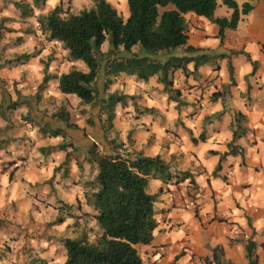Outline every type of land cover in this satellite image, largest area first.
I'll list each match as a JSON object with an SVG mask.
<instances>
[{"label": "crops", "instance_id": "0c3cea01", "mask_svg": "<svg viewBox=\"0 0 264 264\" xmlns=\"http://www.w3.org/2000/svg\"><path fill=\"white\" fill-rule=\"evenodd\" d=\"M5 6L0 7L3 21L9 20ZM256 9L262 13L246 24V37L238 38L225 31L226 37H234L244 46L243 51H238L232 58L224 49L226 43L215 52L220 43L217 25L193 13L184 15L187 45L199 48L198 54L204 53L210 58L196 70L193 62L189 63L186 74L180 70L174 72V80L180 81L179 87L174 86L180 92L175 100L168 99L156 76L147 82H139L133 76L120 75L125 80L132 78L138 84L131 91L122 92L135 95L139 106L153 111L140 114L130 102L131 109L127 112L131 110L135 115L130 118L128 113L123 117L117 106L115 136L117 132L118 140L125 143L127 133H130V143L126 142L125 148L132 155H159L173 175H188L178 183L175 178L166 183L156 178L149 180L147 191L157 194L154 204L157 226L152 241L137 246L142 264H209L206 259L211 258L215 246L222 247L224 260L232 264H249L245 245L252 231L257 264H264V0H254L253 9L240 21L249 20ZM230 12L226 10L222 16L228 17ZM215 16L222 17L216 13ZM48 44L43 45L31 61L32 70L28 64L19 65V68L12 65L13 72L4 71L5 66L0 68V86L5 81L3 88L0 87V150H4L6 144L18 154L29 149L24 147L21 138H27L28 131L35 132L28 120L41 123L45 113L36 104L42 84L46 87L53 84L57 93L62 94L57 80L48 81L49 84L42 82L44 72L59 75L73 68V63L78 61L66 60V51L60 43L53 42L64 56V60H57ZM183 54V49L177 53ZM245 54L251 61H256L255 70ZM215 55L221 56L218 67L213 66ZM59 62L62 63L58 65ZM228 63L232 66L233 82ZM56 66L62 71L57 72ZM78 68L87 70L82 64ZM11 80L13 82H9ZM42 93L44 101L50 99L48 88ZM12 102L18 103L14 109L9 107ZM95 115H98V107ZM121 120L127 124L123 131L118 128ZM64 130L71 134L72 130ZM80 133L77 139L86 147L92 142H100L103 135L96 124L92 129L83 126ZM229 143L234 152H229ZM12 171L13 167L6 173L0 170V199L7 205L13 202L6 200ZM34 172L17 166L16 178L23 176L25 181L22 189L38 180ZM24 192L25 196L20 199L23 203H18L19 215H22L24 205L29 208L31 203L27 191ZM46 258L53 259V256Z\"/></svg>", "mask_w": 264, "mask_h": 264}, {"label": "trees", "instance_id": "16d2710c", "mask_svg": "<svg viewBox=\"0 0 264 264\" xmlns=\"http://www.w3.org/2000/svg\"><path fill=\"white\" fill-rule=\"evenodd\" d=\"M45 1L31 0L28 3L17 0L11 4L23 18H27L32 16L34 8ZM92 1L91 8L78 13L62 15L60 6H55L46 15L38 16L47 41L60 43L66 51V60H81L87 68L86 71L70 68L59 75H50L45 71L42 82L57 80L60 93L75 95L83 104L98 107L97 120L103 139L109 145L107 152H100L95 142L84 146V160L95 170L93 178L87 182L84 198L92 210L87 214L94 220L96 230L91 231L92 237L84 234L64 238L62 264H142L137 246L149 244L157 226L154 208L157 194L147 191L149 180L156 178L166 183L175 178L178 183L188 175H173L159 155H132L125 148L126 142L130 143V133H127L125 143L107 137L114 128L115 108L118 105L124 108L131 102L140 114L153 111L152 108L139 106L135 102V95H127L117 89L110 91L109 87L121 74L133 76L139 82H147L156 76L168 99L175 100L180 92L174 88V72L180 70L186 74L189 63L193 62L196 70L210 58L207 54H198L199 48L187 45L184 15L193 13L217 25V37L221 42L225 31L235 30L242 15H247L253 9V4L250 0L243 1L241 5L235 0H221V4L231 12L228 17H219L215 16L218 0H127L128 16L123 19L108 0ZM105 41L109 49L102 51ZM178 48L183 49V55L174 54ZM245 55L251 61L249 55ZM29 57L30 54L22 53L14 61L8 62L12 65L24 64ZM251 64L255 70L256 61H251ZM101 68L105 79L98 87ZM228 70L233 82L230 63ZM17 104L12 102L9 107L14 109ZM51 117L63 122L65 128L58 126L47 129L50 136L65 138L68 134L64 129L77 130V125L70 121L69 112L64 108L53 112ZM86 122L90 124L91 119L87 118ZM39 130L45 133L46 127L40 125ZM229 147V152H234L232 143H229ZM63 222L64 217L58 212L53 223ZM253 236L254 231L245 245L249 264H257ZM206 262L232 264L224 260L220 246L212 248V256Z\"/></svg>", "mask_w": 264, "mask_h": 264}, {"label": "rangeland", "instance_id": "374dc122", "mask_svg": "<svg viewBox=\"0 0 264 264\" xmlns=\"http://www.w3.org/2000/svg\"><path fill=\"white\" fill-rule=\"evenodd\" d=\"M12 1L17 0H0V7L3 6L4 8L6 5L7 15H9L7 16L9 20L3 21L0 18V68L5 66L4 71L6 72L14 71L12 63L8 61H14L22 53L30 54L29 60L24 64H28L31 69V61L37 55L38 50L43 45L48 44L45 43L49 41H47L38 23L39 15H46L55 6H60L62 15L78 13L93 6L92 0H46L40 7L33 9L32 16L23 18L18 9L11 4ZM21 1L31 3V0ZM108 1L123 19L128 16L127 0ZM235 1L241 5L244 0ZM250 2L253 4L254 0H250ZM218 3L220 5L217 6L215 13L222 16L229 9L221 4V0H218ZM10 4L13 8L9 7ZM257 9L252 12L250 19L248 18L249 20L240 21L235 30H227L226 33L229 35L233 34L238 38L246 37L248 34L246 24L252 23L251 20L255 21L258 18L257 15L262 13L261 10ZM225 43L226 47L224 49L227 50L229 58L235 56L238 51H243L244 46L240 45L239 41H236L234 37L224 36L215 52L219 51ZM48 47L57 60H64L58 45L53 44L52 41L48 44ZM108 49V42L105 41L101 50L107 51ZM178 52H182V48L176 49L174 54ZM213 59L215 62L213 66L217 65L218 67L221 56L215 55ZM60 63L62 62H59L58 65ZM24 64L15 66L19 68V65L22 66ZM55 64L57 63L55 62ZM81 64L85 65L83 61L78 60L76 64L73 63V68L79 69L78 66ZM55 70L57 72L62 71L59 67ZM49 74L51 75V73ZM104 79L103 68H101L97 79L98 87L102 85ZM4 82L0 86L1 88H3ZM9 82H13V80ZM135 86L138 87V84L132 78L125 80L124 77L120 76L110 85L109 90L116 88L118 91L127 89L131 91ZM46 88L50 91V99L48 98L44 101L42 91ZM174 88L177 89L176 87ZM42 91H39L40 95L36 99V104L41 109L40 111L44 109L45 112L42 115L41 123H37L35 120H28L27 123H30L35 132L31 133L27 130V138H21L25 145L24 147L29 149L24 150L22 154L19 153L21 156L13 152L12 148L7 144L3 146L4 150H0L1 172L6 173L11 167L15 171L17 166L20 165L22 168H30L35 171V179H38L33 184L25 185L22 189L21 187L25 183L24 177L19 176L16 178L18 173L15 174L12 171L11 188L6 200L13 202L7 205L5 201L0 199V264H61L64 255L62 246L64 238H76L84 234H90V237H92V232L96 230L94 220L87 214L88 212L92 213V210L86 205L84 198V193L88 189L87 182L93 178L95 170L84 160L86 148L77 139V136H80V130L83 126L92 129L94 124H96L100 127L97 120L98 115H95L97 107L83 104L75 96L59 95L53 84L47 85V87L42 84ZM153 96L157 97L156 95ZM162 97L166 96L163 95ZM165 99L168 101L167 98ZM60 108L67 110L70 115V121L77 125V130L71 131V134L65 138L60 136L52 137L48 134V130L52 128L58 126L65 128L63 122L51 117V114ZM118 109L123 112V117L126 113L130 114V118L135 116L131 110L127 112L131 109L130 106L122 108L118 105ZM87 118L91 119L90 124L86 122ZM23 121L25 120L23 119ZM40 125L46 127L45 133L40 132ZM126 125L125 121L121 120L118 123V128L123 131ZM113 136L118 141L117 132L115 136L112 129L107 137L113 138ZM69 143L73 146L71 147ZM97 146L100 152H107L109 149V145L103 139V136L101 141L97 142ZM1 180L2 176L0 175ZM16 184L17 187L15 188ZM25 190L31 203L29 208L24 205L22 215H19V204L23 203L20 199L25 196ZM68 206L70 208H67ZM58 212L64 217V222L54 224L53 222ZM50 253L53 259L46 258L47 255H51Z\"/></svg>", "mask_w": 264, "mask_h": 264}, {"label": "built area", "instance_id": "2783aa9c", "mask_svg": "<svg viewBox=\"0 0 264 264\" xmlns=\"http://www.w3.org/2000/svg\"><path fill=\"white\" fill-rule=\"evenodd\" d=\"M174 86L179 87L180 86V81L175 79L174 80Z\"/></svg>", "mask_w": 264, "mask_h": 264}]
</instances>
